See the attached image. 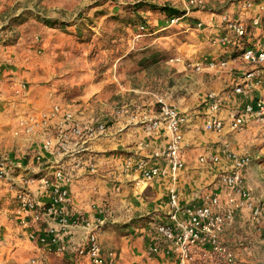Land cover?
<instances>
[{"label":"crops","instance_id":"0c3cea01","mask_svg":"<svg viewBox=\"0 0 264 264\" xmlns=\"http://www.w3.org/2000/svg\"><path fill=\"white\" fill-rule=\"evenodd\" d=\"M212 1L206 0L201 7L186 6L184 0H181V7L168 4L181 11L179 15H169L143 6L128 11L129 8L124 7L127 2L123 1L110 5V11H107L104 6L109 0H43L40 3L46 11L36 12L39 15L35 19L37 25H33L37 32L33 30L32 35L27 33L26 36L22 31L18 41L4 44L6 36L2 27L12 17L19 16L17 20L25 25L35 14L23 12L31 8L27 6L29 2L0 0V157L9 159L11 176L10 180L0 183V264H32V260L34 264H88L84 259L73 257L69 250L65 255L44 253L31 234H43L51 223L44 215L40 221H35V211L19 209L14 199L25 172L48 170L51 175L58 168L69 170L73 163L70 158L62 160L51 156L43 149L39 136L14 134L20 116L38 113L52 103L85 120H110L106 135L88 143V149L80 153L91 156L97 169L94 174L74 172L72 182L67 185L68 214H84L99 226L102 252L114 251L117 264H176L175 256L156 231L158 224L168 222V192L173 183L168 177L144 181L135 170L140 159H149L152 164L161 163L152 158L153 153L166 146L169 134L162 123L156 127L148 121L133 123L127 115L116 117L114 112L124 105L130 113L133 106L139 104L141 115L159 119L156 99L162 98L189 113L191 118L183 128L186 167L175 182L179 201L183 205L191 203L204 190L223 194L218 178L231 167L229 154L245 151L234 144L237 132L213 133L203 129L206 116L201 105L208 91H221L233 85L242 61L230 62L224 69L205 68L201 72L195 71L193 66L206 63L211 53L215 55L208 39L224 31V14L247 18L255 9L245 14L240 7L243 0H233L230 4H226V0H217L215 4ZM259 4L256 1L255 6ZM81 6L89 7L91 11L80 13ZM113 8L116 11H112ZM110 16L123 21L119 31L125 35L119 37L130 42L125 54L133 45L139 44V39L143 42L150 37L151 40L139 45L141 51L151 47L163 37L156 36L160 30L174 25L177 31L171 35L180 43L179 52L170 55L164 64L168 69L173 67L175 72L162 74L159 70L164 67L158 61L147 63L135 59L125 64L122 60L125 54L103 62L89 58L88 48L92 44L86 39V32L97 27L96 21L102 22ZM133 16L137 17L136 25L130 22ZM44 19L58 22L48 26ZM161 23L165 25L153 28ZM140 24H148L153 29L139 39L136 34L131 38V32L137 33L134 27ZM21 25L19 28L23 30ZM254 32V41L264 40V17ZM47 70L53 71V75L46 74ZM177 74L184 80L178 92L176 85L169 83L171 76ZM136 77L144 80L140 88H136L138 83L131 82ZM249 154L253 160L243 173L244 183L257 199L264 198V191L258 189L260 184L256 180L264 176L259 173L261 167L257 162L260 153ZM211 155H218L219 162H199L200 156ZM30 190L39 204L51 201L50 190L37 185L30 186ZM261 224L249 220L245 209L237 211L234 221L225 229L222 241L237 258L248 257L251 252L246 251L244 244L248 236H239L237 229L246 226L252 230L250 225ZM85 235L86 230L78 227L65 237L63 245H78L84 242ZM152 244L160 246L158 253H149ZM214 261L216 259L206 256L199 264H215Z\"/></svg>","mask_w":264,"mask_h":264},{"label":"built area","instance_id":"2783aa9c","mask_svg":"<svg viewBox=\"0 0 264 264\" xmlns=\"http://www.w3.org/2000/svg\"><path fill=\"white\" fill-rule=\"evenodd\" d=\"M205 1L184 0V3L186 6L201 7ZM256 1L260 2L257 6ZM240 7L245 14L252 8L255 12L247 18L224 14V31L208 39L215 50V60L193 66L195 71L201 72L205 68L224 69L230 62L242 61L241 70L232 86L221 91L211 90L205 95L201 111L206 116L203 129L208 132H239L251 124H264V40H253L254 31L260 27L264 17V0H243ZM136 29V38L147 32L146 24H140ZM156 100L159 119L141 115L139 104H135L130 113L124 105L114 112L116 117L127 115L133 123L148 121L154 127L162 123L169 134L166 146L153 153L152 158L161 161L160 164L140 159L135 167L144 181L168 177L173 183L168 192V222L158 224L156 231L167 243L168 251L175 256L176 264H199L206 256L226 264H236L237 256L222 241L225 229L234 221L237 211L243 209L248 210L253 221L264 220V202L259 203L254 198L243 180V173L251 164L252 156L246 152L229 154L231 167L218 178L223 194L204 190L191 203L181 204L175 182L186 167L183 128L189 123L191 115L162 98ZM109 121L108 118L82 119L73 111L63 110L57 103L19 118L14 132L16 136L21 133L30 137L39 136L43 149L51 156L62 160L73 159L70 169L66 171L58 168L51 175L48 170L25 172L21 175V188L14 196L19 209L35 211V221H40L44 215L51 223L43 234H31L44 253L65 255L69 250L73 257L84 259L88 264H117L114 251L102 252L98 240L99 226L84 214L69 215L67 212V185L72 182L74 172L94 174L97 169L91 156L80 153L88 149V143L106 135ZM219 160L218 155L199 157L202 164H216ZM10 177L9 159L0 157V183L10 180ZM32 185L50 190L51 201L39 204L30 190ZM78 227L86 230L84 242L71 247L63 245L65 237ZM148 251L156 254L160 246L152 244Z\"/></svg>","mask_w":264,"mask_h":264},{"label":"rangeland","instance_id":"374dc122","mask_svg":"<svg viewBox=\"0 0 264 264\" xmlns=\"http://www.w3.org/2000/svg\"><path fill=\"white\" fill-rule=\"evenodd\" d=\"M25 3L29 2V5L31 8L25 9L23 12H26L27 14L34 13L35 16L32 17L29 21L31 22H26L25 25H21L23 21L17 20L19 16L12 17L7 25L5 27H2L4 30L3 35L6 36L4 37L5 43H13L15 41H18L19 35H22V31L24 33H31L32 31L35 30V19L37 16H39L36 12H43L46 11V8L43 10L42 8L44 7L43 3H40V1L43 0H23ZM99 1H107V0H97ZM123 1L127 2V4L124 7L129 8L128 11H135L138 8H141L143 6L144 8H147L149 10H158V8L152 9V7H160L163 5H177L178 7L182 6L181 0H109V4H106L104 7H106L110 11V5H114L116 2ZM233 0H226V4H230V2ZM96 2V3H97ZM213 4L217 3V0L212 1ZM19 7V6H16ZM172 7V6H171ZM91 11L89 7L81 6L79 8V12H88ZM112 11H116L115 8L112 9ZM30 17V16H29ZM28 19V18H26ZM54 20V19H53ZM55 23L58 21L54 20ZM92 22V21H91ZM122 20L116 19V16H110L106 20L100 22V20L96 21V28H90L88 32H86L87 40L91 41V46L88 48V57L93 58L96 61H106L107 59H113L116 58V56L125 54L126 50L129 48V43L128 40H125L122 38L120 39L119 35H123V31H119L120 23H122ZM132 25H136L138 23L137 17L133 16V20H130ZM21 26H24L23 30L22 28H19ZM165 25V23H161L159 25L153 26L154 29H157L158 27H162ZM147 26V32L149 33L152 31V27H149L150 25L146 24ZM16 29L17 31H12ZM134 29H136L134 27ZM38 30V29H37ZM176 28H174V25L171 26L170 28L166 30H160L156 36H163L157 41H155L151 47L145 49L144 51L140 50V44H148L151 40L150 37H147V40H144L141 42L139 39L138 45H133V48H131L127 54L124 55L122 60H125V64H129L130 61H133L137 59L138 62L144 61V62H154L158 61L162 65V67L159 70L162 74L166 75L167 72L170 71V73H174L175 69L170 66V69L166 68L164 64V60L170 57V55L179 52L178 47L180 45L179 42L174 39V35H171L172 33L176 32ZM37 32V31H36ZM134 34L136 32H131L130 37L134 38ZM166 36H171V37H166ZM173 36V37H172ZM33 37V36H30ZM114 38H117L113 41ZM92 39L95 41L93 43ZM134 40V39H132ZM136 43V42H135ZM140 45V46H139ZM208 60H215V55L211 53L210 58H207ZM121 60V61H122ZM46 74L53 75V71H49ZM128 73V72H127ZM130 74V73H128ZM172 75V74H171ZM53 80V79H52ZM51 80V81H52ZM143 79H139L138 77L134 78L131 80L132 83H138L136 88H140V84L143 83ZM170 84L176 85V90L177 92L180 91L184 85V80L182 77H180L179 74L171 76L170 79ZM176 92V93H177ZM137 93V92H135ZM175 93V92H174ZM181 94V93H179ZM130 98V97H129ZM238 137L234 140V144H236L238 147H242L246 153L253 154V152L260 153L259 158L257 159L259 163V173H262L264 175V126H258L257 124L245 127L242 131L237 132ZM257 182L260 184V189L261 191H264V176L260 177L259 179H256ZM251 191V190H250ZM254 196V195H253ZM256 200H258L259 203L264 202V198L260 197L257 199L256 196H254ZM247 212L248 210L245 209ZM242 219V218H241ZM248 219L251 220L254 224L256 223H262L260 226L256 225H250L252 230H248L246 226H243L242 228H238V235L242 236H248V239L245 241V245L247 247L246 251H250L248 257L242 256V258H237V263L236 264H264V220H260L258 222L253 221L248 213ZM245 225V224H244ZM246 231L249 233H246ZM229 247V246H228ZM232 247V245H231ZM230 248V247H229ZM215 264H226L223 261L216 260L214 261Z\"/></svg>","mask_w":264,"mask_h":264},{"label":"trees","instance_id":"16d2710c","mask_svg":"<svg viewBox=\"0 0 264 264\" xmlns=\"http://www.w3.org/2000/svg\"><path fill=\"white\" fill-rule=\"evenodd\" d=\"M155 8H158V10L166 12L169 15H179L181 13V11L178 10L177 8L167 6V5H163L160 7H152V9H155ZM43 22L46 23L48 26H54L55 25V21L52 19H44Z\"/></svg>","mask_w":264,"mask_h":264}]
</instances>
